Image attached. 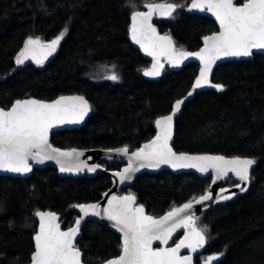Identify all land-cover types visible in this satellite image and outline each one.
<instances>
[{"label": "trees", "instance_id": "1", "mask_svg": "<svg viewBox=\"0 0 264 264\" xmlns=\"http://www.w3.org/2000/svg\"><path fill=\"white\" fill-rule=\"evenodd\" d=\"M145 2L164 0H132L135 10L143 9ZM132 10L129 0H0V106L26 97L51 100L82 94L91 104V115L82 127L51 135L52 144L60 148L128 145L134 150L153 137L155 120L189 90L199 66L188 63L178 71L164 67L157 78L144 76L151 64L129 41ZM154 24L171 35L177 47L190 51L217 30L212 19L188 13L186 7L171 18H155ZM66 26L68 32L48 62L16 67L15 57L29 36L51 40ZM99 64L115 66L120 83L91 81L88 75ZM212 80L223 84V91L196 93L184 105L175 120L173 148L250 157L256 163L245 193L197 216L199 225L208 226L209 239L194 261L222 252L217 264H264V55L221 63ZM98 163L121 167L116 161ZM210 181L193 173L146 172L134 179L128 192L148 213L159 216L203 194ZM110 187L107 175L61 177L53 167L35 168L23 179L1 176L0 264L30 261L36 210L60 214L68 228L77 216L72 205L98 201ZM77 247L85 262L98 264L120 253V237L104 224L87 221Z\"/></svg>", "mask_w": 264, "mask_h": 264}, {"label": "snow or ice", "instance_id": "2", "mask_svg": "<svg viewBox=\"0 0 264 264\" xmlns=\"http://www.w3.org/2000/svg\"><path fill=\"white\" fill-rule=\"evenodd\" d=\"M131 24L128 34L131 41L138 45L147 56L152 57L151 68L143 70L145 76H159L164 67L162 58L172 66H179L189 57L199 60V75L192 84V90L183 99H177L171 106V112L155 120V136L130 152L129 146L109 148L107 153L126 157L127 166L112 175L121 184L131 181L134 173L141 168H158L168 165L173 169L191 168L202 174L213 173L212 183L225 179L231 173L240 183L234 185L241 192L242 187L250 182V169L256 163L254 159L224 155L176 152L170 141L173 138V121L181 111L182 105L193 93L205 86L223 91L221 83H211L209 76L217 61L226 57H249L254 50H264V0H190L187 4L174 2H145L147 11L135 10L136 5L129 0ZM187 7L188 11L198 10L210 13L219 25L218 31L202 37L203 46L198 51L177 48L172 37L160 35L152 23L154 16L173 17L178 8ZM68 32L66 26L55 38L42 41L40 37L29 36L15 57L17 66L26 60L42 65L56 52L62 39ZM116 81L118 75L111 71L103 77ZM91 109L84 96H59L55 100L45 101L35 98L16 99L10 107L0 106V171L25 174L32 171L30 161L44 163L55 160L61 172H79L85 168L95 172L98 164L88 165L80 160L84 153L78 149L61 150L49 143V130L56 125L79 123ZM111 158V157H110ZM221 188L215 200H229L235 193ZM107 204L78 203L72 205L79 209L80 215L73 226L62 230L58 216L52 211L36 210L39 229L33 236L34 250L31 252L30 264H82V251L75 241L85 217L96 216L111 222L120 233V253L102 264H193L192 253L205 247L208 243V226L199 225V217L191 213L194 204H203L213 199L211 191H205L198 197L173 206L163 216L156 217L145 212L143 204H137V197L129 193L117 195L104 193ZM178 229H183V236L168 247V242ZM159 241L164 247H154ZM187 249L188 255H181ZM224 253L208 255L202 264H213Z\"/></svg>", "mask_w": 264, "mask_h": 264}, {"label": "water", "instance_id": "3", "mask_svg": "<svg viewBox=\"0 0 264 264\" xmlns=\"http://www.w3.org/2000/svg\"><path fill=\"white\" fill-rule=\"evenodd\" d=\"M234 2H236V1L234 0ZM188 3H190V0H189ZM139 11H147V9L143 7V9H140ZM186 11H187L188 13H191V14L203 15V16H206V17L212 19V20L215 22L216 26H217V30H216V31L219 30V25H218V23L215 21V18L212 17L210 13H207V12H200V11H198V10L188 11L187 7H186ZM155 18H165V17L154 16L153 19H152V23H153V24H154V19H155ZM130 24H131V20H130ZM154 26L157 28V26H156L155 24H154ZM157 31L159 32L160 35H165V34H166V33L160 32V31L158 30V28H157ZM209 34H211V33H209ZM209 34H207V35H209ZM168 35H169V34H168ZM170 36H171V35H170ZM171 37H172V36H171ZM172 39H173V37H172ZM129 41H130L131 45H132L136 50L139 51L140 55H141L145 60H148V61L150 62V64L152 65V57L147 56L143 51H141L140 48H139V46L136 45V44H134V43L131 41L130 36H129ZM173 41H174V39H173ZM201 42H202V44H201L200 47L203 46V40H202ZM174 44H175V42H174ZM175 46H176V45H175ZM198 50H199V49L194 50V51H198ZM187 51H190V50H187ZM53 55H54V53H53L51 56H49L48 59L45 60L43 64H45L46 62H48V61L53 57ZM254 55H264V50H254V54H253L252 56H249V57H226V58H223V59L217 61L216 64L213 66V71H212V73H211L210 76H209V79H210L211 83L215 84V82H213V80H212L213 73H214L216 67L219 66L221 63H225V62L232 61V60H250V59H252V58L254 57ZM162 62H164L165 67H166L167 69L171 70V71H178L179 69H181L183 66H185V65L188 64V63H195V64H197V65L200 67L199 60H197V59L194 58V57H189L188 59L184 60L183 63H181L179 66H175V67L172 66V65H170V64H168L167 61L164 60L163 58H162ZM15 64H16V63H15ZM43 64H42V65H43ZM27 65L40 66V65H37L36 63H34L32 60H26L25 63H24L23 65H19V66L16 65V67H17V68H22V67H25V66H27ZM197 75H199V68H198ZM197 75H196V76H197ZM195 78H196V77H195ZM195 78H194L192 84L195 82ZM192 84H191L189 90H188L183 96H181V97L178 98V99H183L185 96H187V93H188L189 91L192 90ZM206 90H214V91H217L215 88H212L211 86H205V87H203V88L197 89V90L193 93V95H192L191 97H188V99H187V100L185 101V103L182 105L181 111H182L184 105H185L188 101H190V100L195 96L196 93H199V92H202V91H206ZM76 95L83 96L82 94H66V95H60V96H76ZM58 97H59V96H58ZM58 97H56V98H58ZM26 98H35V97H26ZM26 98H21V99H26ZM56 98L51 99V100H55ZM35 99H38V98H35ZM40 100H42V99H40ZM51 100H45V101H49V102H50ZM88 102H89V101H88ZM174 103H175V102H174ZM174 103H173V104H174ZM89 104H90V102H89ZM90 105H91V104H90ZM9 107H10V106H9ZM181 111H179V112L175 115V117H174V121H173V138H172V140L170 141L171 144L173 143V139H174L175 120L179 117ZM170 112H171V110H170ZM170 112H169V113H170ZM169 113H167V114H165V115H168ZM90 115H91V109H90V111L88 112V114L85 116L84 120L81 121V122H79V123H65V124H62V125H56V126H54L53 128H51V129L49 130V143H51V145H52L53 147H55V148H60V147L54 146V145L52 144V142H51V135H52L53 133H57V132H59V131L71 130V129H78V128L82 127V126L84 125L85 121L89 118ZM162 116H163V115H162ZM154 128H155V124H154ZM155 134H156V129H155ZM155 134H154V136H155ZM154 136H153V137H154ZM153 137H151L150 139L146 140V141L143 142L141 145H143V144L146 143L147 141L151 140ZM141 145H140V146H141ZM138 147H139V146H138ZM172 147H173V146H172ZM73 148L78 149V150H80V151H82V152L84 153V155L80 157V160L85 161L88 165H94V164H98V165H100V164L98 163V160H100V159H104V160H109V161H116V162H118V163L121 164V167H120L119 169H117V170H114V169H107L106 167L100 165V167L97 168L95 172H89V171L87 170V168H85L83 171H79V172H61V171L59 170V165L56 163L55 160H46L44 163H36V162H34V161H30V163L32 164V171H31V172H29V173H25V174H19V173H11V172L0 171V177H1V176H9V177H17V178H22V179H23V178H27V177H29V176L33 173V170H34L35 168H44V167H53L54 169H56V171L58 172L59 176H61V177H78V176H84V175H86V176H94V175H96V174H104V175H108V176L110 177V180H111V187H110L108 190H106L104 193H106V192L109 193V194L115 193V194H117V195H121V196L129 194V192H127V190L131 187V185H132L134 179H135L138 175H140V174H142V173H146V172H147V173H150V174H156V173H158V172L161 171V170H167V171H170V172H172V173H174V174H180V173H193V174H195V175H197V176H200V177H211L210 185H209V188H208L207 191H211V192H212V194H213V199H210V200H208V201H205L203 204H194V205H193V208H192V210H191V213L194 214L195 216H198L200 213H202V212L205 211L206 209H209V208L213 207L216 203L229 201V200H231L236 194H243V193H245V192L248 190L249 186H250V182L247 183L246 185H243V184H242V187H246L247 190L244 191V192H241L239 188L234 187V185L237 184V183H240V181L237 180L236 177L233 176L231 173L229 174V176H228L227 178H225V179H221V180H217L216 183L213 184V183H212V176H213V173L211 172V170H210L208 173H204V174H202V173H200V172H197L195 169H191V168L173 169V168L169 167L168 165H163V164L160 165L158 168H148V167L141 168L138 172L134 173V175H133V179H132L131 181H125L123 184H121V183L119 182V180H118L117 178H115V177L112 175V173L115 172V171H120V170H122L124 167L127 166L128 160H127L126 157L116 155L115 153H107V152L105 151L107 148H87V149H86V148L71 147V148H60V149H61V150H64V151H67V150H71V149H73ZM173 149H174V148H173ZM134 150H135V149H134ZM134 150H130V152H131V151H134ZM174 150H175V149H174ZM175 151H176V150H175ZM176 152H179V151H176ZM187 153H188V152H187ZM189 154H190V155H200L199 153H189ZM206 154H211V153H206ZM211 155H220V154H211ZM110 157H111V158H110ZM226 157H229V156H226ZM240 157H242V156H240ZM229 158H231V157H229ZM242 158H250V157H242ZM251 159H253V158H251ZM254 166H255V164L252 165V167H251V169H250V176H251V173H252V170H253ZM230 179H235L236 183H233L232 185H226ZM221 188H226V189L229 190V192L226 193V194L235 193V195L232 196V198L229 199V200H222V201H218V202H217V201L215 200V197H216L217 194H219V191H220ZM104 193L102 194L101 198H100L98 201H95V202H86V203H97V202H98V203L101 205V207L106 206V204H107V198L104 196ZM201 195H202V194H201ZM136 203H137V204H140V203H138L137 201H136ZM184 203H186V202H184ZM182 204H183V203H182ZM182 204L177 205V207L180 206V205H182ZM144 208H145V212H146V214L150 215V214L147 212L145 206H144ZM74 209H75V211L77 212V216H76V218H77L78 215H80V213H79V209H76V208H74ZM170 210H171V209H170ZM170 210H168V211H170ZM46 211H49V210H46ZM168 211H167V212H168ZM55 213H56V212H55ZM165 213H166V212H165ZM165 213H164V214H165ZM56 214H57V216H58L59 223H60V225H61V229H62V230H67V228H64V227H63V223H62V217H61V215L58 214V213H56ZM164 214H162V215H160V216H163ZM160 216H157V217H160ZM35 218H36V231H37V230L39 229V218H38V217H35ZM76 218H75V220H76ZM75 220H74V222H73V224H72L71 226L74 225ZM87 221H95V222H98V223H100V224H104V225L108 226L111 230H113L114 232H116V233L119 235V237H120V233H119L114 227H112L111 222L108 221V220H106V219H101L100 217H96V216H88V217H85V220L82 221V223H81V228L83 227V225H84ZM81 228H80V232H79V234H78V236H77V239H76V241H75L76 245H77L78 240L80 239ZM183 234H184V230H183V229H178L177 232L173 234L172 239L169 240L167 246H168V247H174V246H175V243H176V242H177V241L183 236ZM34 235H35V233H34ZM34 235H33V236H34ZM120 243H121V241H120ZM33 245H34V240H33ZM153 246H154V247H164V245H161L159 241H154V242H153ZM188 254H189V252H188L187 249H182V250H181V255H188ZM194 255H195V253H192V256H193V264H195V263H194ZM210 255H211V254H210ZM116 256H117V255H116ZM114 257H115V256H114ZM206 257H207V256H206ZM206 257H205V258H206ZM112 258H113V257H112ZM222 258H223V256H221L220 259H219L218 261H214L213 264H217ZM109 259H110V258H109ZM202 261H203V260H202ZM202 261L199 262V263H197V264H202ZM26 264H30V261H29L28 263H26ZM82 264H90V263H86V262L84 261L83 253H82ZM98 264H102V262H101V263H98Z\"/></svg>", "mask_w": 264, "mask_h": 264}, {"label": "rangeland", "instance_id": "4", "mask_svg": "<svg viewBox=\"0 0 264 264\" xmlns=\"http://www.w3.org/2000/svg\"><path fill=\"white\" fill-rule=\"evenodd\" d=\"M35 38V37H34ZM41 39V38H40ZM42 41H50V40H43V39H41ZM177 47V46H176ZM177 48H179V47H177ZM163 64H164V62H162ZM164 67H165V64H164ZM163 67V68H164ZM148 68H151V65L148 67ZM111 71H114L117 75H118V77H119V74H118V72H117V70H116V68H115V66H113V65H111V64H99L98 66H97V68L92 72V73H90L89 75H88V78L91 80V81H93V82H97V83H99V82H106V81H109V82H111V83H120V77H119V79L118 80H116V81H112V80H107V79H104L103 77L104 76H106L107 74H109V72H111ZM163 71V69L161 70V72ZM145 76V75H144ZM147 78H157V77H159V76H155V77H152V76H146ZM105 167V166H104ZM107 168V167H106ZM107 169H109V168H107ZM114 170H117V169H119V168H113ZM108 176V175H107ZM110 178V177H109ZM111 181V180H110ZM229 184H230V182H229ZM74 209V208H73ZM75 210V209H74ZM77 213V212H76ZM201 249H199L198 251H200ZM206 256H204L203 258H202V260L205 258Z\"/></svg>", "mask_w": 264, "mask_h": 264}, {"label": "flooded vegetation", "instance_id": "5", "mask_svg": "<svg viewBox=\"0 0 264 264\" xmlns=\"http://www.w3.org/2000/svg\"><path fill=\"white\" fill-rule=\"evenodd\" d=\"M230 181H231V180H230ZM230 181H228V183H227L226 185H230V184H229ZM233 183H235V182H233ZM233 183H231V184H233ZM198 253H199V251H197V252L195 253L194 256H196ZM194 263H195V261H194Z\"/></svg>", "mask_w": 264, "mask_h": 264}, {"label": "bare ground", "instance_id": "6", "mask_svg": "<svg viewBox=\"0 0 264 264\" xmlns=\"http://www.w3.org/2000/svg\"><path fill=\"white\" fill-rule=\"evenodd\" d=\"M176 45V44H175ZM66 95V94H65ZM170 210V209H169ZM167 212V211H166ZM150 214V213H149ZM164 214V213H163ZM151 215V214H150ZM162 215V214H161ZM154 216V215H153ZM160 216V215H159ZM157 217V216H156ZM86 263H88V262H86ZM91 264V263H90Z\"/></svg>", "mask_w": 264, "mask_h": 264}]
</instances>
